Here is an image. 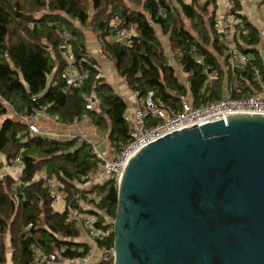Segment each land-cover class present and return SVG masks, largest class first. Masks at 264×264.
I'll list each match as a JSON object with an SVG mask.
<instances>
[{"label": "trees", "instance_id": "trees-1", "mask_svg": "<svg viewBox=\"0 0 264 264\" xmlns=\"http://www.w3.org/2000/svg\"><path fill=\"white\" fill-rule=\"evenodd\" d=\"M232 1L231 13L243 21L247 32L235 30L236 44L252 56L253 67L261 70L264 81L256 49L259 32L241 14L240 1ZM216 16L215 0L205 4L197 0L189 4L184 0H0V156L9 166L19 156L23 163L19 178H0V264H33V245L59 258L84 257L89 249L81 240L80 227L67 219V210L60 213L52 207V188L44 178L59 182L66 206H71L77 184L100 169L95 145L80 137L50 138L31 132L35 109L47 108V114L65 127L85 119L88 130L106 136L104 142L112 153L128 143L130 129L124 115L129 106L104 79H96L101 72L93 66H100L87 51L84 28H92L102 55L137 96L152 92L158 105L179 112L183 100L199 108L229 94L245 99L262 90L253 68L231 70L227 45L214 29ZM115 17L131 44L112 31ZM156 28L168 37L172 60ZM66 33L76 38L69 42L76 60L88 61L83 69L89 70L90 78L77 89L67 88L63 79L62 56L67 49H61V44ZM179 73L186 76L185 83ZM92 94L98 103L87 110ZM106 189L103 198L99 191ZM93 192L101 198L99 208H109L115 218L118 185L106 181ZM97 227H103L102 220ZM108 243L114 245V236Z\"/></svg>", "mask_w": 264, "mask_h": 264}, {"label": "water", "instance_id": "water-1", "mask_svg": "<svg viewBox=\"0 0 264 264\" xmlns=\"http://www.w3.org/2000/svg\"><path fill=\"white\" fill-rule=\"evenodd\" d=\"M113 264H264V116L141 149L118 184Z\"/></svg>", "mask_w": 264, "mask_h": 264}, {"label": "built area", "instance_id": "built-area-1", "mask_svg": "<svg viewBox=\"0 0 264 264\" xmlns=\"http://www.w3.org/2000/svg\"><path fill=\"white\" fill-rule=\"evenodd\" d=\"M217 8V16L214 23V29L217 31L221 40L225 42L230 55L231 70L253 68L255 79L261 84V92L256 95L245 98L235 99L229 94L220 101L207 103L199 108H193L191 104L183 100L181 110L179 112L171 111L166 107L158 105L153 100V93L150 92L146 97L136 95V106L128 107L124 115V119L129 126V140L127 145L120 152L109 154L113 156V160H108L94 147V154L100 160L99 171L92 177H86L83 183L77 184L78 193L74 196V201L71 206H66L65 195L60 191L59 182L56 179L44 178L45 185L52 188V207H56L63 201L65 210H67V219L75 222L81 229V240L89 246L85 256L72 258H59L56 254H44L38 250L36 245H33V264H100L112 263L115 257L114 245L108 242L114 236V218H111L109 208H99L101 198L93 188L103 184L106 181H114L117 185L121 182L124 170L130 160L143 149L145 146L183 129H190L198 125L203 126L208 123L224 120L227 124L228 118L237 115H261L264 116V81L263 74L260 69L253 67V58L250 54L240 50L236 44L235 30L239 29L241 34H246L244 23L242 20L236 19L232 15L233 7L232 0H215ZM219 8L228 10L226 14H219ZM160 12L165 15V10L160 9ZM32 26V25H31ZM110 26L112 31L116 33L118 39L131 44L132 41L127 39V31L120 27V19L115 17L111 20ZM65 39L62 41L61 49L65 50L63 59L66 63L63 79L69 89L80 88L89 78V70L83 69V63L88 61L84 58L80 61L76 60L74 53L69 49L70 40L76 38L70 33L65 34ZM198 63L201 60L198 59ZM100 70V74L96 77L97 80L106 79L102 70L98 66H93ZM209 76V80H212ZM97 97L95 94L87 98V110H92L97 106ZM50 121L64 129L71 127H79L85 119L77 121L75 124L65 127L57 122L56 118L47 114V108L35 109V116L32 120ZM30 130L33 133H42L39 126L30 124ZM43 134V133H42ZM50 138L63 137L60 134L56 137L44 134ZM79 138L81 141H88L82 133L78 135H65L64 138ZM11 167H22L21 157L11 160ZM91 212V213H89ZM103 222V227H97L98 221ZM73 247L70 250L73 251ZM83 251V250H82ZM83 253V252H82ZM96 260V261H94Z\"/></svg>", "mask_w": 264, "mask_h": 264}, {"label": "crops", "instance_id": "crops-1", "mask_svg": "<svg viewBox=\"0 0 264 264\" xmlns=\"http://www.w3.org/2000/svg\"><path fill=\"white\" fill-rule=\"evenodd\" d=\"M173 1L175 3L177 2V0H173ZM193 1L194 0H184V2L188 3V4L192 3ZM197 1H200L202 4H205V2L207 0H197ZM239 1L241 3V6H242L241 14L243 16H245L246 19L249 21V23L252 26H254L259 32L260 43L256 49L258 50V54H259V57L261 59V61H260L261 68L264 70V0H239ZM219 9H220V10H218L219 14L228 13V10H226L224 8H219ZM77 27H79L80 29L82 28L80 26V24H78ZM158 31H159L158 36L161 39V42H162L163 47L165 49L166 55L172 60L173 59L172 58V52L170 49L168 37L163 36L161 34V30L159 28H158ZM83 33H84L83 35H84V41H85V46L87 48V51H88L89 55L95 61H97L98 65L100 66V68L102 70V73L106 77V79H105L106 82L109 85H111L114 88V90L116 91V93L119 94L127 102L128 106L135 107L137 105L136 104V98H135L136 94L128 87L125 80H123L117 74V72L115 71V68L113 66V63L102 56L101 43H100L99 38L96 36L95 32L92 30V28H84ZM90 47L91 48H98L99 51L97 53L93 54ZM99 53H101V58L104 59L105 61L99 58ZM86 123L83 126L79 125V127H71L68 129H62L61 127L58 128L57 124H55L53 122L47 123L45 121L40 122L39 126H40V129H41L43 134H48L50 136L54 135V137H56L60 134H63V137H61V138H64V136L66 134L67 135H78L79 133H81V131L83 132V134H85L86 136L89 137L90 132H88V127L86 126ZM54 125H56L57 128H55ZM100 135H101L100 133L96 132L95 135H93V134L90 135V138L92 140H95L96 136H98L100 138ZM90 138H88V139L91 140ZM15 168H17V171L19 170L20 173L22 172V167H20V166L11 167L5 162V156H3V155L0 156V178L5 176V175H12L13 176V170H15ZM55 210L57 212H60V213L64 212L65 211V204H62V205L58 204L55 207Z\"/></svg>", "mask_w": 264, "mask_h": 264}, {"label": "rangeland", "instance_id": "rangeland-1", "mask_svg": "<svg viewBox=\"0 0 264 264\" xmlns=\"http://www.w3.org/2000/svg\"><path fill=\"white\" fill-rule=\"evenodd\" d=\"M75 23V25L76 26H78V22H74ZM156 30H157V32H158V35H159V31H158V28H156ZM90 49H91V51L93 52V54H95V53H97L98 51H99V49L98 48H91L90 47ZM103 56V55H102ZM104 57V56H103ZM99 58L100 59H102L101 58V53H99ZM105 58V57H104ZM107 59V58H106ZM102 60H104V59H102ZM105 61V60H104ZM178 71L179 72H181V70H180V67H178ZM179 76H180V78H181V81L183 82V83H185L186 82V76H184L183 74H180L179 73ZM108 80V79H107ZM105 82H106V80H105ZM136 98V97H135ZM36 121V122H35ZM42 122V121H41ZM44 122V121H43ZM45 122H49V123H52V122H50V121H45ZM33 123L34 124H36L37 126H39V123L40 122H38L37 123V120L35 119V120H33ZM86 123V121L85 122H83L81 125L83 126L84 124ZM40 127V126H39ZM88 132H90L89 133V137L88 136H86L85 134H83V132L81 131V133L84 135V136H86L87 137V139L88 138H90V135H95L96 134V131L95 130H93L92 128H90L89 130H88ZM91 139V138H90ZM105 139H106V136H104V135H100V138L98 137V136H96V139L95 140H89V142L91 143V144H93V145H95V147H97V150L104 156V157H106L109 161L110 160H113V156L111 155V154H109V153H107L108 152V144L107 143H105L104 141H105ZM20 172H19V170L17 171V168H15V170H13V176L14 177H16V178H19V176H20ZM108 189H106V190H104V191H99V193H100V195L103 197V198H105L106 196H107V194H108ZM63 204V201H61V203H60V205H62ZM60 207V206H59ZM94 261H96V260H94Z\"/></svg>", "mask_w": 264, "mask_h": 264}]
</instances>
